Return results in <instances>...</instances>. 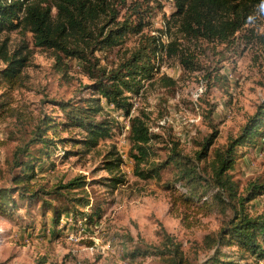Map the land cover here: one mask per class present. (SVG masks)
<instances>
[{
	"label": "rangeland",
	"instance_id": "1",
	"mask_svg": "<svg viewBox=\"0 0 264 264\" xmlns=\"http://www.w3.org/2000/svg\"><path fill=\"white\" fill-rule=\"evenodd\" d=\"M134 5H140L143 34L165 45L173 42L181 51L160 53L159 71L131 95L130 116L94 91L98 80L82 61L58 60L52 50L35 47L30 33L0 32V193L7 198H0V264H173L170 253L162 254L165 234L180 246L174 260L179 264H211L214 257L264 264V257L243 253L235 244H217L233 211L214 203L216 190L203 189L200 201L188 200L172 163L158 178L140 176L151 167H136L129 140L130 119L139 112L154 137L148 163L168 161L172 149L194 158L211 139L209 159L242 134L264 109V3L217 5L219 21L230 29L212 40L182 32L175 0H127L118 8L119 19ZM139 40L129 33L121 46L96 51V69L120 68ZM13 55L25 61L12 82L5 76L10 69L5 58ZM64 106L101 107L92 115L107 123L109 135L95 147L84 146L85 134L66 125ZM261 129L263 136L238 149L228 172L239 196L264 181V125ZM37 131L54 145L32 142ZM16 161L24 165L19 168ZM110 161L113 172L107 169ZM207 164H200L202 175ZM25 165L32 169L25 171ZM27 173L30 180L14 182ZM78 177L84 186L55 194ZM80 197H88L90 206L76 204ZM246 207L250 215L264 214V194ZM55 210L61 212L58 223Z\"/></svg>",
	"mask_w": 264,
	"mask_h": 264
},
{
	"label": "trees",
	"instance_id": "2",
	"mask_svg": "<svg viewBox=\"0 0 264 264\" xmlns=\"http://www.w3.org/2000/svg\"><path fill=\"white\" fill-rule=\"evenodd\" d=\"M126 2L127 0H0V32L30 33L34 38L35 47L52 50L57 54L58 60L64 57L82 61L87 66L90 76L98 80L94 83V91L99 93L101 99H105L109 105H113L116 109L122 110L126 116H130L133 107L130 101L131 95L139 94L144 87V82L151 80L159 71L156 61L160 53L166 52V55L175 56L181 50H178L173 42L165 45L160 38L142 33L144 18L139 16L142 13L140 5L128 8L123 19H119L118 8ZM262 2L264 3V0H175L182 32L193 40L226 37L225 34L230 26L226 22L219 21L217 5L246 8ZM129 33L140 35L139 45L130 53L120 68L110 71L96 69L97 60L92 58L95 52L121 46L125 36ZM5 61L10 67L5 72V76L12 82L18 80L25 58L16 59L13 55L11 58L6 57ZM92 101L90 100L89 103ZM69 108L68 106L63 107L65 112L67 110L69 112L66 125L76 127L85 134V139L82 141L84 146L95 147L100 139L109 135L110 128L107 123L97 121L92 115V113L99 112L101 107L75 106ZM263 125L264 109H259L242 130V134L236 139H231L223 149L216 150L211 158L208 159L207 146L212 141L208 139L206 145L195 154L194 158L184 156L181 152L172 149L173 153L168 157V161L153 164L148 163L147 160L151 154L150 144L154 137L149 130L145 113L139 112L130 119L131 157L136 162L137 168L143 163L150 165V169L139 171V175L145 178H158L165 166L170 163L174 164L177 169V180L186 189L188 200L200 201L203 189L216 190L214 203L225 210L230 208L233 211V216L229 217L224 227V233L222 232L216 241L217 244L222 245L225 242L230 245L235 244L243 253L263 258L264 214L250 215L246 204L255 199L257 195L264 194V181L250 184L246 195L239 196L237 186L228 174L234 166L238 149L245 142L253 144L257 136H263L261 129ZM32 142L48 147L53 146L55 141L45 139L43 134L37 131ZM135 151L137 153H134ZM206 160L207 168L202 170L206 174L202 175L200 164ZM108 163L107 169L113 172L115 164L113 161ZM23 165L22 162L16 163L19 168ZM31 169L30 165L24 166L27 172ZM28 176H30L28 173L16 176L14 182L21 184L31 179V176ZM81 178L78 177L66 185H60L55 189V194L63 196L61 193L63 190L69 193L81 188L85 184L80 181ZM115 182L121 181L117 179ZM0 198L7 201L6 193H3ZM74 201L81 207L90 206L88 197H80ZM60 216L61 212L55 210V223L59 222ZM85 219L92 220V216L86 215ZM165 237L167 242H165V251L162 254L170 253L174 258L173 264H179L174 260L181 254L180 246L174 244L168 235L165 234ZM210 262L211 264H239L234 261H224L218 257H214Z\"/></svg>",
	"mask_w": 264,
	"mask_h": 264
}]
</instances>
